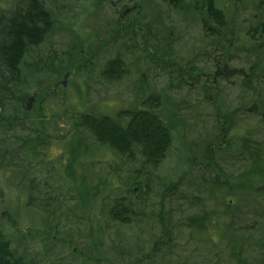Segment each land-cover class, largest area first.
I'll list each match as a JSON object with an SVG mask.
<instances>
[{
  "label": "trees",
  "instance_id": "trees-1",
  "mask_svg": "<svg viewBox=\"0 0 264 264\" xmlns=\"http://www.w3.org/2000/svg\"><path fill=\"white\" fill-rule=\"evenodd\" d=\"M50 1L0 0V168L14 166L18 172L22 170V179L30 184L29 204L47 214H56L60 198L69 196L79 202L76 208L80 213L73 210L78 221L90 218L92 215L86 212L95 210L108 227H132L152 218L158 232L149 252L125 260V253H132L118 245L115 252L124 259L122 264H191L199 245L214 247L222 243L235 264H249L245 252L247 241L252 239L245 237L244 226L237 222L245 214L264 217V140L252 136L249 129L237 123L235 116L241 112L256 117L264 129V0H77L95 6L97 20L93 23L104 20L106 38L96 43L100 41V30L94 25L93 37L88 33L82 40L78 39L79 34L74 35L77 42L69 52L51 53L48 61L41 62L34 58L36 52L61 28ZM160 8L199 26L204 47L195 58L204 57L211 63L208 79L198 77L205 69L166 63L164 70L169 80L166 88L148 92L141 76L138 82L141 90L136 92L134 102L115 114L87 110L82 101L75 104L67 96L57 94L44 97L35 109L26 107L31 94L28 74L46 71L57 79L58 69L52 60H58L61 68L64 61L75 64L82 77H88L98 66L100 78L108 83L129 76L128 60L139 51L147 53L153 61L155 53L161 52L164 58L169 57L168 62L175 56L173 48L179 40ZM104 9H111L113 19L103 18ZM158 21L166 31L160 49L155 43ZM89 26L85 32L91 30ZM109 46L113 51L107 55ZM118 46L122 51H114ZM240 54L244 62L237 58ZM145 55L143 59L147 58ZM72 65L64 68L70 69ZM200 80H203L202 99L215 110V133L210 139L204 138L196 155L188 157L187 169L176 180L159 188L158 171L172 151L176 128L182 125L176 110L170 111L167 105L171 102L169 92L179 93L186 85L195 86ZM223 82L238 84L250 92V102L229 110L219 87ZM65 128L64 135L60 131ZM65 136L70 139L66 141ZM56 143L67 145L70 157L63 151L59 166L50 169L48 163L53 160L48 149ZM95 145L112 160L121 157L129 165H138L124 170V176L120 167L112 164L108 174L98 171L89 176L82 169L81 176H77L72 166L88 157ZM21 155L27 157L23 163L18 162ZM37 162H40L38 172L46 173L48 180L41 181L34 175ZM86 164L83 162V168ZM65 166L66 175L60 169ZM235 167L239 170L237 174L230 171ZM69 188H73V193ZM229 197L236 201H226ZM51 205L55 208H50ZM218 205L225 208L218 210ZM191 209L195 212L187 214ZM254 224L248 225L249 230H255ZM259 226L264 227V221ZM184 236L187 242L195 243L187 255L181 248ZM259 246L264 249V237ZM79 256L82 257L79 264H91L94 259L87 253ZM0 264H37L34 259L28 261L13 246L1 220ZM252 264H264V256Z\"/></svg>",
  "mask_w": 264,
  "mask_h": 264
},
{
  "label": "rangeland",
  "instance_id": "rangeland-1",
  "mask_svg": "<svg viewBox=\"0 0 264 264\" xmlns=\"http://www.w3.org/2000/svg\"><path fill=\"white\" fill-rule=\"evenodd\" d=\"M227 6L230 7V5ZM50 7L61 28L36 52L34 58L39 59V61H48V56L51 53L59 55L69 52L73 44L77 42V37L74 35L79 34L78 39L81 38L82 40L87 37L88 33L93 37L95 34L94 25H97L98 27L96 28L100 30V37H98L100 41L96 43L100 44L106 38L105 29L103 28L104 20L101 19L100 23L98 22L99 24L93 23L94 19L97 20V17L94 16L95 6L90 3L77 0H51ZM152 9L157 10L155 7ZM160 9L163 12V18L165 16L167 20L171 21L170 27L173 29L175 39L179 40L173 48L176 53L173 57H176V59L171 57L167 62L169 57L164 58L162 53L159 52L155 53V60L153 61L147 56V53L145 55L144 51H139L136 56L128 60L129 76L117 83H108L100 78L99 71L101 68L98 66L88 77H82L77 73L78 69H76L75 64L72 65L68 61H66L67 63L64 61V67L72 65V68H61L58 60H52L53 66L58 69L57 79H55V74L46 71L43 73L28 72L31 94L26 107L29 110L35 109L44 97L57 94L59 96H67L70 99L69 101L75 104L82 101L84 104L83 108L87 110L95 109L96 111L115 114L119 109L127 107L134 102L136 92L138 93L141 90L138 83L141 76L145 79L148 92H159L166 88L169 81L166 70H164L166 63H168L167 65H177L179 67H188L190 65L191 67L196 66L205 69V72L198 77L203 80L208 79V73L211 72V63L204 57L201 59L197 57L198 61L195 58L196 54L204 47L199 26L195 23H186L175 12H168L164 8ZM229 13H233V10L231 9ZM102 15L106 20L113 19L111 9H104ZM241 20L240 18L237 21L238 32L240 31ZM87 26L91 27V30L88 31L89 29H86L85 32V27ZM69 27L73 29V32L68 29ZM156 27L157 39L155 43L159 47V43H164L163 39L166 31H164L163 24L159 21ZM74 30L76 31L74 32ZM106 49L108 50L107 55L113 51L111 46ZM114 51L122 50L118 46L117 50L114 48ZM143 55L147 58L143 59ZM243 57V54H240L237 58L239 61L244 62ZM234 65L240 64L234 62ZM203 80H200L195 86L186 85L179 93L169 92L171 102L167 105H169L170 111L176 110L178 118L182 120V125L181 127L178 126L179 129L176 128L172 151L158 171L157 181L159 188H163L165 183L176 180L187 169L188 157L196 155L197 148L200 147L204 138L210 139L215 133V110L202 99L201 87ZM219 87L223 92L225 104H227L229 110H234L244 104L246 106L250 102H248L250 92L244 91L238 84L229 85L223 82ZM235 117L238 120L237 123L249 129V132L253 134L252 136L256 139L264 140V129L258 118L241 112ZM60 132L65 135L67 128ZM18 134L22 133L19 132ZM11 139L14 140L13 137ZM69 139V137L65 136L66 141ZM13 147H15L14 144ZM66 149H68V146L63 145V143H56L49 147L50 160H53L51 161L52 164L48 163L50 169L59 166V158L62 156L63 151L67 154V158L70 157ZM86 156L88 157L84 156L80 163L75 164L71 168L77 176H81L82 169H85L87 173H83L89 176L98 171L108 174L109 170H111V164L115 165V167L117 166V168L120 167L119 171L124 176L126 174L124 170L138 165L136 163H130L129 165L121 157H114L115 160H112L106 151L96 145L94 149L92 148V152ZM25 158L27 157L21 155L18 162L23 163ZM39 159L41 160L42 158ZM93 160H101L103 163L97 165ZM85 161L87 164L83 168V162ZM39 163H35L34 175L42 179L41 181L48 180L46 173L38 172ZM125 163L126 165H124ZM227 165H225L226 168ZM101 166L102 168H100ZM60 169L61 173L66 175V166ZM18 170L14 166L4 169L0 168V220L13 246L17 247L28 261L34 259L37 264H79L82 260V257L79 256L80 253H87L91 254L95 259L90 261L91 264H122L124 259H129L142 252H149L154 235L158 232L156 223L153 222L152 218H147L145 222H140L132 227H108L106 221L100 217L99 211L95 210L86 212V215H92L90 218L86 216V220L78 221L74 213H80V210L76 208L79 202L72 200L69 196L61 197V200H59L61 205L58 207L57 213L51 215L52 213L50 212L48 215L41 209L29 204V199H31V194L28 192L30 184L22 179L23 171L20 170L18 172ZM230 171L237 174L239 170L235 167ZM49 180L51 181H49L50 183L55 182L52 179ZM110 181L112 182V179ZM54 184L56 185V183ZM69 189L70 193H73V188ZM52 190L55 189L53 188ZM226 201L234 203L236 200L233 197H229ZM50 208L53 209L55 207L51 205ZM221 208H225V205H222V207L221 205L217 206L218 210H221ZM191 212H195V210L191 209L187 211V214ZM241 218L237 222L238 225L244 226L245 237L249 236L252 239L250 242L247 241L245 259L249 264L258 263V260L264 256V249L259 246L264 237V227L261 228L259 223L264 221V217L245 214ZM253 223H255V230L251 231L248 225ZM50 225L57 228H51ZM100 226L101 229H99ZM181 243V248L184 250L182 253H185V255L195 248V243L187 242L186 236L181 239ZM118 245L125 246L132 255L125 253L126 258L121 259L115 252ZM217 246L199 245L191 264H235L229 256L226 244L222 243ZM72 252L74 253L72 254Z\"/></svg>",
  "mask_w": 264,
  "mask_h": 264
}]
</instances>
